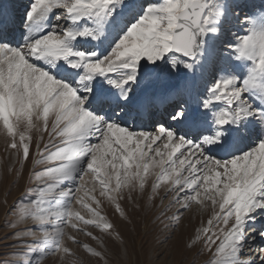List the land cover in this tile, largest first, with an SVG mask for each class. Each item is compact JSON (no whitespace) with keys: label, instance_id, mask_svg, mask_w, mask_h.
Instances as JSON below:
<instances>
[{"label":"snow or ice","instance_id":"6c2138e0","mask_svg":"<svg viewBox=\"0 0 264 264\" xmlns=\"http://www.w3.org/2000/svg\"><path fill=\"white\" fill-rule=\"evenodd\" d=\"M246 6L30 0L20 11L0 0V134L22 167L31 160L36 195L17 216L40 232L0 264L57 253L108 264L76 234H110L104 202L124 217L148 185L171 197L177 225L194 206L209 214L186 244L211 253L201 264H264V246H252L264 237L254 226L264 217V5L258 17Z\"/></svg>","mask_w":264,"mask_h":264},{"label":"rangeland","instance_id":"374dc122","mask_svg":"<svg viewBox=\"0 0 264 264\" xmlns=\"http://www.w3.org/2000/svg\"><path fill=\"white\" fill-rule=\"evenodd\" d=\"M29 2L30 0H10L20 11H23V5ZM243 3L247 5L243 8V14L257 17L261 15L255 9L264 5V0H243ZM50 22L51 16L42 24ZM17 169L18 172L15 171ZM32 169L31 160L25 161L22 167L16 156L6 150L3 136L0 134V256L15 254L23 257L27 251L26 245L40 236L30 217L18 222L17 216L20 208L36 195L35 192L29 191L33 186V182L29 180ZM162 196L163 189L153 196L150 185L146 186L143 194H135V201L122 204L126 212L124 217L115 211L114 205L105 201L102 205L103 214L114 225V230L106 234L99 229L89 228L99 240L81 234H76L77 238L97 250L103 248L108 251L111 257L108 264H116L117 260L121 264L127 261H144L146 264H188L192 259H195L196 264H201L211 253L205 250L203 254L194 257L195 248H188L186 244L191 243L190 237L194 239L196 229L206 224L209 214L199 212L194 206L193 209L180 213L181 220L177 225L171 219L176 214V206H169L170 196L163 199ZM77 210L81 209L77 206ZM29 230L35 232V235H22V238H17V233L23 234ZM65 233H68L67 228ZM256 237L260 236L256 234ZM261 240H264V237H261ZM62 245L69 247L81 260H89L91 254L81 245L71 243L67 236L62 240ZM197 246H200L199 242ZM252 246L256 247V244ZM74 258L57 253L44 258L41 264H71ZM91 264H96V261H91Z\"/></svg>","mask_w":264,"mask_h":264},{"label":"bare ground","instance_id":"6f19581e","mask_svg":"<svg viewBox=\"0 0 264 264\" xmlns=\"http://www.w3.org/2000/svg\"><path fill=\"white\" fill-rule=\"evenodd\" d=\"M260 6L261 5H259V7ZM260 219H258L257 221L254 222V226L259 227V228H264V217H261ZM250 223H253V222H250ZM255 244H256V246L259 245V244H264V240H261V237H256L253 245H255Z\"/></svg>","mask_w":264,"mask_h":264}]
</instances>
